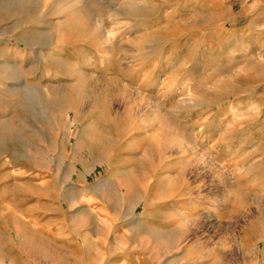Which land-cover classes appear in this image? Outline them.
<instances>
[{"label":"rangeland","instance_id":"rangeland-1","mask_svg":"<svg viewBox=\"0 0 264 264\" xmlns=\"http://www.w3.org/2000/svg\"><path fill=\"white\" fill-rule=\"evenodd\" d=\"M261 9L0 0V264H264Z\"/></svg>","mask_w":264,"mask_h":264},{"label":"crops","instance_id":"crops-1","mask_svg":"<svg viewBox=\"0 0 264 264\" xmlns=\"http://www.w3.org/2000/svg\"><path fill=\"white\" fill-rule=\"evenodd\" d=\"M260 12H262L261 15L264 16V9H261Z\"/></svg>","mask_w":264,"mask_h":264},{"label":"bare ground","instance_id":"bare-ground-1","mask_svg":"<svg viewBox=\"0 0 264 264\" xmlns=\"http://www.w3.org/2000/svg\"><path fill=\"white\" fill-rule=\"evenodd\" d=\"M200 84H203L202 82ZM203 86V85H202Z\"/></svg>","mask_w":264,"mask_h":264}]
</instances>
